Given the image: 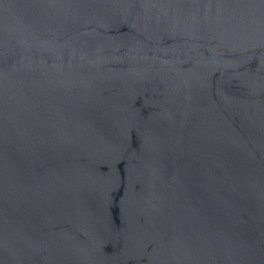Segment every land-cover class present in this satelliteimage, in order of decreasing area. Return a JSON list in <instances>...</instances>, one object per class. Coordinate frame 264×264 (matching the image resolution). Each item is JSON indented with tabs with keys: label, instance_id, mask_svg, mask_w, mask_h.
<instances>
[{
	"label": "water",
	"instance_id": "1",
	"mask_svg": "<svg viewBox=\"0 0 264 264\" xmlns=\"http://www.w3.org/2000/svg\"><path fill=\"white\" fill-rule=\"evenodd\" d=\"M0 264H264V0H0Z\"/></svg>",
	"mask_w": 264,
	"mask_h": 264
}]
</instances>
